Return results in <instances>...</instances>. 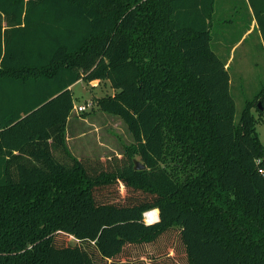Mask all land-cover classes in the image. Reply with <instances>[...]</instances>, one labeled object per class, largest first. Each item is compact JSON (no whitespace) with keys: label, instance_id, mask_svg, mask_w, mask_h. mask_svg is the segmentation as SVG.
<instances>
[{"label":"trees","instance_id":"obj_1","mask_svg":"<svg viewBox=\"0 0 264 264\" xmlns=\"http://www.w3.org/2000/svg\"><path fill=\"white\" fill-rule=\"evenodd\" d=\"M215 1L0 0V264H264V87L236 120ZM82 79L121 154L70 150Z\"/></svg>","mask_w":264,"mask_h":264},{"label":"rangeland","instance_id":"obj_2","mask_svg":"<svg viewBox=\"0 0 264 264\" xmlns=\"http://www.w3.org/2000/svg\"><path fill=\"white\" fill-rule=\"evenodd\" d=\"M231 3L236 4L234 17L240 13L243 17L242 24L246 23L250 17L249 3L244 0H231ZM226 12L227 10L221 7L217 18L213 19L212 43L213 48L224 61L228 59L232 46L236 45L232 51V62L228 71L231 77L230 89L236 100V120H238L246 100L253 98L264 87V41L259 38L257 32H254L237 42L245 30H242V27L236 31L233 28H225L227 22L223 21V17ZM72 92L74 108L71 112L73 119L69 131L73 132L77 129L74 132L76 135L81 132L78 134L80 138L75 137V139L78 141L77 145L82 144L85 147L82 152L71 148L72 153L77 156L84 153L96 156L103 153L105 156L121 154L124 145L133 140L131 132L119 116L99 109L97 103V98L115 92L111 81L104 79L101 83L94 84L92 81L78 80ZM87 103L89 104L87 111H78V105ZM254 114L257 119V130L264 144V111L259 112L254 109ZM76 121L80 124H76ZM101 140L113 149L100 151ZM85 149L90 153L85 152Z\"/></svg>","mask_w":264,"mask_h":264},{"label":"crops","instance_id":"obj_3","mask_svg":"<svg viewBox=\"0 0 264 264\" xmlns=\"http://www.w3.org/2000/svg\"><path fill=\"white\" fill-rule=\"evenodd\" d=\"M239 1V0H238ZM245 2L249 3L248 4V11L250 13V17L248 19V21L244 24H242L243 22V17H242V14H238L236 17H234V8L236 6V4H233L231 3V0H216L215 1V8H214V12H213V19L214 18H217V15H218V12L220 10V8L222 7L223 9L227 10V12L225 13L224 17H223V21L227 22V27L225 28H228V29H231L233 28L235 31L238 29V28H241L242 27V30L244 29L245 31H243V34L242 36L240 37L239 41L237 42H240L246 35H250L254 32H257L258 33V36L261 40L264 41V36H263V33H262V30L260 28V25H259V22H258V19L256 17V14H255V11H254V8H253V5H252V1L251 0H244ZM222 2L224 4H222ZM258 7L261 9V4L258 5ZM234 21H236V23H234ZM213 44V43H212ZM237 44V43H235ZM234 46L236 45H233L232 48L230 49V55L228 57V59L225 61L226 62V67H228L227 69L230 68L231 66V60H232V51L234 49ZM216 51V50H215ZM94 84H99L101 83V80L99 79H96V80H93L92 81ZM75 85V83L71 86V88H73ZM72 115L69 116V119H68V125H67V144L69 146V148H76L77 151L79 152H82L83 149L85 148L84 145L82 144H79L77 145L78 141L75 139V137H78L80 138V134L81 132L77 133H74L75 131L73 132H70L69 131V127L71 125V121H72ZM78 121H76V124H80L79 122L77 123ZM84 131V135L86 134L85 133V130ZM107 149H110L112 150L113 148L112 147H109V145L107 143H105V141H102L100 142V151L102 150H107ZM73 150V149H72ZM88 149H85V152H88L90 153V151H87ZM85 156H96V155H87L86 153H84ZM84 155H79L78 157H81V156H84ZM77 156V155H76ZM98 156H105V153L103 154H100Z\"/></svg>","mask_w":264,"mask_h":264},{"label":"built area","instance_id":"obj_4","mask_svg":"<svg viewBox=\"0 0 264 264\" xmlns=\"http://www.w3.org/2000/svg\"><path fill=\"white\" fill-rule=\"evenodd\" d=\"M89 104H80L78 105V111L85 112L88 110ZM261 162V159H258V163ZM260 171L263 172V168H260ZM144 217L147 223H153L160 219L159 210L157 208L149 209L144 213Z\"/></svg>","mask_w":264,"mask_h":264},{"label":"water","instance_id":"obj_5","mask_svg":"<svg viewBox=\"0 0 264 264\" xmlns=\"http://www.w3.org/2000/svg\"><path fill=\"white\" fill-rule=\"evenodd\" d=\"M258 106H259L261 109H263V106H262L261 102L258 103ZM134 163H135V168H136V169H143V168L146 167V164H144V163H143L140 159H138V158H135V159H134Z\"/></svg>","mask_w":264,"mask_h":264}]
</instances>
